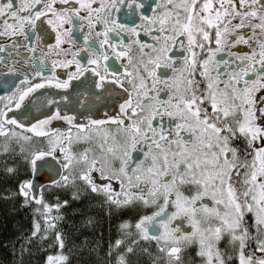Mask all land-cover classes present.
Listing matches in <instances>:
<instances>
[{"label":"snow or ice","instance_id":"obj_1","mask_svg":"<svg viewBox=\"0 0 264 264\" xmlns=\"http://www.w3.org/2000/svg\"><path fill=\"white\" fill-rule=\"evenodd\" d=\"M0 68L9 264H264V0H0Z\"/></svg>","mask_w":264,"mask_h":264},{"label":"trees","instance_id":"obj_2","mask_svg":"<svg viewBox=\"0 0 264 264\" xmlns=\"http://www.w3.org/2000/svg\"><path fill=\"white\" fill-rule=\"evenodd\" d=\"M7 185L0 183V189ZM31 217L25 210L13 208L11 201L0 200V264H9L11 260L10 245L4 247L6 241L14 239L20 231L30 226ZM107 237V233H105Z\"/></svg>","mask_w":264,"mask_h":264},{"label":"flooded vegetation","instance_id":"obj_3","mask_svg":"<svg viewBox=\"0 0 264 264\" xmlns=\"http://www.w3.org/2000/svg\"><path fill=\"white\" fill-rule=\"evenodd\" d=\"M0 70H2V68H0ZM58 71H62V70H58ZM12 81H13V78L9 77L8 82L11 83ZM5 87H6V85H5L4 77L0 76V95L4 94Z\"/></svg>","mask_w":264,"mask_h":264}]
</instances>
